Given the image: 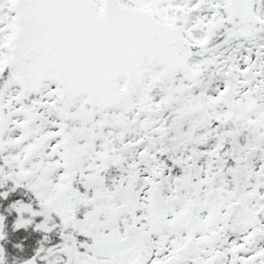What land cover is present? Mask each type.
I'll return each instance as SVG.
<instances>
[{
    "label": "snow or ice",
    "instance_id": "snow-or-ice-1",
    "mask_svg": "<svg viewBox=\"0 0 264 264\" xmlns=\"http://www.w3.org/2000/svg\"><path fill=\"white\" fill-rule=\"evenodd\" d=\"M0 264H264V0H0Z\"/></svg>",
    "mask_w": 264,
    "mask_h": 264
}]
</instances>
